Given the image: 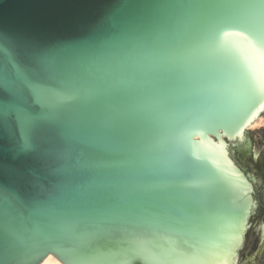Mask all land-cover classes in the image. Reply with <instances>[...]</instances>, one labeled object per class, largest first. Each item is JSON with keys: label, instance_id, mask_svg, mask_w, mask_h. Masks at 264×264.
<instances>
[{"label": "water", "instance_id": "obj_1", "mask_svg": "<svg viewBox=\"0 0 264 264\" xmlns=\"http://www.w3.org/2000/svg\"><path fill=\"white\" fill-rule=\"evenodd\" d=\"M259 2L0 0V264H264Z\"/></svg>", "mask_w": 264, "mask_h": 264}, {"label": "snow or ice", "instance_id": "obj_2", "mask_svg": "<svg viewBox=\"0 0 264 264\" xmlns=\"http://www.w3.org/2000/svg\"><path fill=\"white\" fill-rule=\"evenodd\" d=\"M218 7L233 14L236 22L245 26L251 36L248 45L254 51L264 55V14H257L256 10H264V0L257 3H228ZM247 40L248 38L245 37Z\"/></svg>", "mask_w": 264, "mask_h": 264}, {"label": "bare ground", "instance_id": "obj_3", "mask_svg": "<svg viewBox=\"0 0 264 264\" xmlns=\"http://www.w3.org/2000/svg\"><path fill=\"white\" fill-rule=\"evenodd\" d=\"M264 125V118L261 116L258 119H256L254 122L250 124V130H255L259 127ZM43 264H62L58 259H56L54 256H49Z\"/></svg>", "mask_w": 264, "mask_h": 264}, {"label": "rangeland", "instance_id": "obj_4", "mask_svg": "<svg viewBox=\"0 0 264 264\" xmlns=\"http://www.w3.org/2000/svg\"><path fill=\"white\" fill-rule=\"evenodd\" d=\"M262 117L264 118V115ZM263 128H264V125H262L261 127L255 129V130H250V131L254 132V131H257V130H260V129H263Z\"/></svg>", "mask_w": 264, "mask_h": 264}]
</instances>
